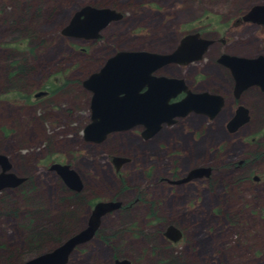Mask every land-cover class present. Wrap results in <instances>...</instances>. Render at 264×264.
<instances>
[{"label":"rangeland","instance_id":"374dc122","mask_svg":"<svg viewBox=\"0 0 264 264\" xmlns=\"http://www.w3.org/2000/svg\"><path fill=\"white\" fill-rule=\"evenodd\" d=\"M106 1L0 0V154L9 172L28 179L19 189H0V264L45 251L57 235L64 240L85 225L94 202L106 200L120 205L64 264H264V92L239 97L249 120L228 132L231 80L209 53L185 72L197 70L194 88L224 95L213 118L190 113L161 123L148 138L135 126L96 143L82 137L90 94L81 84L114 51H167L180 24L195 18L200 25L216 14L231 20L264 0H116L121 17L95 38L61 33L81 7ZM232 33L238 53L257 52L259 29L246 24ZM257 148L256 161L230 164ZM113 156L125 159L116 170ZM51 162L70 166L80 190L66 188L47 168ZM197 167L210 174L165 181ZM36 208L45 211L32 214ZM169 225L181 233L174 243L163 235Z\"/></svg>","mask_w":264,"mask_h":264},{"label":"water","instance_id":"95a60500","mask_svg":"<svg viewBox=\"0 0 264 264\" xmlns=\"http://www.w3.org/2000/svg\"><path fill=\"white\" fill-rule=\"evenodd\" d=\"M260 15L261 22H264V4L252 6L243 15V19L257 20ZM120 17L121 14L108 8L83 6L73 14L61 33L78 38H95L97 32L107 22ZM193 38L185 37L178 47L168 54L143 50H120L108 58L97 72L84 80L83 86L90 90L92 95L89 105L90 122L83 128V139L98 142L109 132L128 130L137 125L144 128L141 135L147 138L160 128L161 123L171 124L174 117L183 116L190 111L212 118L223 104L220 96L206 92L187 93L182 100L168 103V99L174 97L183 88L181 80L151 75V72L166 63L180 62L181 57L200 58L208 41L197 40L198 49L195 54L185 55ZM222 58L231 71L234 92L238 94L250 85H256L264 90V56L245 58L224 55ZM142 86H146L147 89L139 93ZM247 120L246 109L239 105L227 121L226 129L228 132H233ZM124 160L121 157L111 158L116 169ZM8 169L7 158L0 154V189L14 187L23 180L22 177L7 172ZM48 169L54 170L69 189L80 190L79 177L67 164L53 163ZM208 174V168H193L181 181L208 176ZM119 205L118 201L110 200L95 203L81 229L66 237L49 251L42 252L21 264H64L77 246L95 235L101 218ZM163 235L174 243L180 239L181 233L169 225L165 228ZM115 262L127 264L124 259H115Z\"/></svg>","mask_w":264,"mask_h":264},{"label":"flooded vegetation","instance_id":"af4514ba","mask_svg":"<svg viewBox=\"0 0 264 264\" xmlns=\"http://www.w3.org/2000/svg\"><path fill=\"white\" fill-rule=\"evenodd\" d=\"M189 0H185L184 2L185 3H187ZM257 4H264V2H262V3H257ZM254 5H256V3L255 4H252V5H250V6H248L245 10H243V11H240L239 13H238V16H236V17H234V18H232L231 20H230V18L228 17V16H226V19H224L223 20V17L221 16V15H219V14H216L215 16L213 15L212 17V19L211 20H208V21H206V22H204L206 19H204L203 20V22L204 23H201L200 25L198 24V21L199 20H196L195 18H193L192 20H190V21H186V22H184V23H182V24H180L179 26H178V33H179V37L176 39V41H175V43L174 44H172L169 48H168V50L167 51H161V52H156V51H148V52H154V53H160V54H168V53H171L172 51H174L177 47H178V45H179V43H180V41L182 40V39H184L185 37H194L192 40H191V43H190V45H189V47H188V49H187V53H185V55H187V54H195V51H197V49H198V44H197V40H200V39H202V40H206V41H208V45L206 46V48H205V50H203V52L201 53V56H200V58H198V59H195V58H183V57H181V60H180V62H169V63H166V64H164V65H162V66H160V67H158L156 70H154L153 72H151V75H153V76H164V77H167V78H175V79H179V80H181V82H182V84H181V86L183 87L179 92H177V94L174 96V97H171V98H169L168 99V103H173V102H178V101H180V100H182L184 97H185V95L187 94V93H203V92H206V93H208V94H213V95H217V96H220L221 97V99H222V103L224 102V99H225V97H224V95L220 92V91H213V90H207V89H205V88H203V89H201V88H198V87H196V88H194L193 86L196 84V82H198L199 80H201L200 78H199V80L198 79H196V77H195V75H196V73H197V70H193V71H191V72H189L188 73V71L187 72H185L186 71V69L185 68H187L188 66H190V65H192L193 63H195V64H197V63H199V62H201V60H206L207 59V56H208V54L209 53H213V56L211 57V62H213V64H215L216 66H219V67H221L225 72H226V74H227V76L229 77V79L231 80L230 81V86H229V89H230V92H229V94L232 96V98L234 99V103H235V107H234V109H233V112H232V114H231V116H230V118L232 117V115L234 114V112H235V109L240 105V106H242L243 108H245L246 109V112H247V115H248V120H249V110H248V108L247 107H245V106H243L242 104H240V101H239V97H241L245 92H247V91H249V90H251V89H254V90H256V91H258L259 90V92L262 94L263 92H264V90H261L258 86H256V85H250V86H248V87H246L245 89H243L241 92H239L238 94L236 93V92H234V80H233V77H232V74H231V71H230V69H229V67L227 66V65H225L224 64V59L222 58L224 55H227V56H237V57H245V58H255V57H257V56H264V36L263 37H261L263 34H262V32H264V22H261V15L257 18V20H244L243 19V15H245V13H247L249 10H250V8L252 7V6H254ZM90 6H94V7H96V8H108V9H111V10H115V12L117 11L116 10V6H117V2H116V0H110V1H106V2H104V3H99V5L98 4H93V5H91L90 4ZM118 20V19H117ZM230 20V21H229ZM116 20H110L109 22H107V24L104 26V27H102L99 31H101L102 29H104L105 27H107L109 24H111V23H113V22H115ZM210 21H212V22H210ZM246 24H251V25H253V26H255L257 29H259V31H260V33H261V36L260 37H258L257 39L260 41L259 43H260V45H258L257 43V48H256V50H257V52L254 54V55H243V53H238L237 51H236V49L235 48H233L236 44H237V42L236 43H234V42H231V41H233V38L235 39V41L238 39V38H236L235 37V35H233V33H232V31L234 30V29H239V28H241L242 27V25H246ZM99 31L97 32V33H99ZM207 32H211L212 33V35L211 36H207L206 35V33ZM222 33V37L220 36V34ZM100 35V34H99ZM78 38V37H77ZM212 49H214V51H212ZM130 50H143V49H130ZM120 51V50H119ZM143 51H147V50H143ZM118 51H114V52H112V54H110L108 57H106L105 59H104V61L101 63V65H99L98 66V68L96 69V70H94V71H92V72H90L89 74H88V76L85 78V79H87L93 72H95V71H98L104 64H105V62H106V60L108 59V58H110L111 56H113L115 53H117ZM190 57V56H189ZM23 68L24 67H21V66H18V71H20V72H24V70H23ZM173 68L176 70V72L174 73V72H168L170 69H171V71H173ZM186 73L188 74V75H186ZM186 76H188V79H186ZM83 81V80H82ZM81 84H82V82H81ZM82 87L84 88V89H86V90H88L87 88H85L84 86H83V84H82ZM147 89V87L146 86H142L140 89H139V93H142V92H144L145 90ZM89 91V94H90V97H89V99H88V108L90 109V98H91V95H92V92L90 91V90H88ZM119 96H121V94L119 95ZM222 106H223V104H222ZM221 106V107H222ZM221 107H220V109H221ZM220 109H219V111H220ZM190 113H194V114H198V113H195V112H193V111H190V112H187L185 115H183V116H179V118L181 117H185V116H187L188 114H190ZM218 113V112H217ZM216 113V114H217ZM215 114V115H216ZM199 115H203V116H205V117H208L207 115H205V114H199ZM89 118H90V113H89ZM175 118V117H174ZM209 118V117H208ZM213 118V117H212ZM229 118V119H230ZM209 119H211V118H209ZM248 120L244 123V124H246L247 122H248ZM244 124H242L241 126H243ZM138 126H141V125H137L136 127H138ZM240 126V127H241ZM135 126H133L132 128H134ZM240 127H238V128H240ZM141 128V130L139 131V135L140 136H142L141 135V133H142V131L144 130V128L141 126L140 127ZM237 128V129H238ZM131 129V128H130ZM110 133V132H109ZM112 133V132H111ZM108 134V133H107ZM107 134H105V136L107 135ZM105 136L102 138V140L105 138ZM150 137V136H149ZM144 138V137H143ZM148 138V137H147ZM101 141V140H100ZM100 141H98V142H100ZM94 142V141H93ZM98 142H96V143H98ZM113 157H115V156H113ZM119 157V156H118ZM258 157H260L261 158V155H260V151H259V148H257L252 154L250 153V157L248 158V159H246L247 161H243V160H240V161H237L236 162V165H235V163H231L230 162V164H232V166L234 167V168H238V167H240V166H242L243 164H246L248 161L249 162H252V161H256V159L258 158ZM112 158V157H111ZM111 158H110V160H111ZM122 158V157H121ZM112 162V161H111ZM53 163H58V162H51V163H49L48 164V167L47 168H49V166L51 165V164H53ZM59 164H62V163H59ZM113 164V163H112ZM114 166V165H113ZM9 167H10V165H9ZM70 167V166H69ZM114 169L116 170V168H115V166H114ZM209 169V168H208ZM49 171H53L57 176H58V174L54 171V170H51V169H49ZM7 172H9L8 170H7ZM209 174H210V169H209ZM208 174V175H209ZM187 174H185V176H186ZM185 176H182V177H180V178H176V179H174V180H167V179H165V181H167L168 183H175V184H183V183H185V182H187V181H189V180H187V181H181V179L183 178V177H185ZM59 177V176H58ZM205 177H207V176H205ZM23 178V180L21 181V182H19L16 186H14L13 187V189H19L22 185H24V182H28V179H27V177H22ZM60 178V177H59ZM253 178V177H252ZM194 179V178H193ZM255 179V178H254ZM60 180H61V178H60ZM192 180V179H191ZM62 181V180H61ZM62 183H63V181H62ZM64 184V183H63ZM64 186H66L65 184H64ZM12 188V187H11ZM66 188H68L67 186H66ZM69 189V188H68ZM68 191V190H67ZM77 192V191H76ZM92 207H90L89 208V211H90V209H91ZM31 211V210H30ZM32 211L33 212H31L32 214H35L36 212H38V211H45V210H42L41 208H36L35 210L34 209H32ZM50 237H51V235H50ZM169 241V240H168ZM170 242V241H169ZM173 243V242H172ZM40 242L37 240V245H36V249H38L39 247H40ZM58 245V244H57ZM56 246V245H55ZM54 247V246H53ZM53 247H50V248H47L45 251H49L51 248H53ZM45 251H41V252H38L37 254H35L33 257H35V256H37V255H39L40 253H42V252H45ZM32 258V257H31ZM30 259V258H29ZM28 260V259H27ZM24 261H26V260H24ZM24 261H20V262H18L17 264H21L22 262H24ZM114 262H115V260H114ZM116 263V262H115Z\"/></svg>","mask_w":264,"mask_h":264},{"label":"trees","instance_id":"16d2710c","mask_svg":"<svg viewBox=\"0 0 264 264\" xmlns=\"http://www.w3.org/2000/svg\"><path fill=\"white\" fill-rule=\"evenodd\" d=\"M73 198H75V199H77L78 197H77V194H72V200H75V199H73ZM93 205V204H92ZM92 207V206H91ZM62 229H63V226L62 227H59L58 228V234L62 231ZM71 235V234H70ZM64 236H60V235H57L56 236V238L54 237V239H53V241H52V243H53V245H52V247L53 246H55V245H57V244H59L61 241H62V238H63ZM67 237H68V235H67ZM101 239H103L104 240V237H102L101 236Z\"/></svg>","mask_w":264,"mask_h":264},{"label":"bare ground","instance_id":"6f19581e","mask_svg":"<svg viewBox=\"0 0 264 264\" xmlns=\"http://www.w3.org/2000/svg\"><path fill=\"white\" fill-rule=\"evenodd\" d=\"M106 201H109V200H106ZM110 201H116V200H110ZM97 202H100V201H96V202H94L93 205H94L95 203H97ZM93 205H92V206H93ZM95 234H96V233H95Z\"/></svg>","mask_w":264,"mask_h":264}]
</instances>
